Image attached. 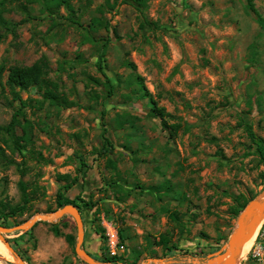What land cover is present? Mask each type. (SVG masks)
Segmentation results:
<instances>
[{
  "label": "rangeland",
  "instance_id": "rangeland-1",
  "mask_svg": "<svg viewBox=\"0 0 264 264\" xmlns=\"http://www.w3.org/2000/svg\"><path fill=\"white\" fill-rule=\"evenodd\" d=\"M21 3L28 2H5L2 16L17 24L0 39V64L45 58L48 76L76 103L58 106L34 89L19 92L32 101L23 106L15 137L0 132V222L10 226L52 211L60 192L80 206L83 245L97 257L118 255L111 264H145L150 257L185 264L221 249L238 201L264 192V164L243 127L264 138V26L256 21L264 18V0H252L256 13L248 0H146V7L71 0L79 26L66 19L63 5L49 26L39 2L28 4L32 17ZM88 30L96 42L84 40ZM100 42L113 86L105 98L103 86L87 77L104 79L94 64ZM134 71L170 112L164 123L137 91ZM18 105L0 87V125ZM102 134L111 148L99 155ZM74 176L77 183L64 190ZM21 203V211L3 219ZM75 233L65 214L4 236L25 264H88L76 255ZM3 256L0 264H17Z\"/></svg>",
  "mask_w": 264,
  "mask_h": 264
},
{
  "label": "trees",
  "instance_id": "trees-1",
  "mask_svg": "<svg viewBox=\"0 0 264 264\" xmlns=\"http://www.w3.org/2000/svg\"><path fill=\"white\" fill-rule=\"evenodd\" d=\"M134 1L140 7H146V0H134ZM5 2L6 0H0V27L4 31L3 33L0 32V39L4 37L5 35L4 33H7L9 31L14 32L15 24H17L16 21H13L11 19H6L2 16V12H4L6 8ZM27 2H28L27 4L21 3L22 4L21 6L23 7V9L26 8V12H28L27 16H31L29 13L30 9H28L29 8L28 4L39 2L40 10L42 12H45L46 16H49V20H50L49 26H51L52 24L53 25L55 24L56 20L54 17L57 16V9L59 8L60 5H63L66 8V19L70 23L76 26L80 25V21L78 20V18L74 17V7H73V4L71 3V0H27ZM247 9L252 11L253 13L257 12L256 7H254L252 3V0H248ZM256 21L260 25L264 26L263 17L256 15ZM146 23L153 27L156 26V23L153 20H146ZM97 24H102V26L105 27L107 22L104 21L101 23L97 21ZM87 26L92 28L94 26V21L90 20ZM84 40H90L92 42L97 41L95 36L92 33H90L89 30L87 31V34ZM105 46H106V42H100V44H98L97 47L94 48L96 52L95 53L96 60L94 61V64L97 66V69L101 72L104 79L100 80L99 77L87 73L88 80L98 82L103 86L104 95L102 98L108 97L111 94L112 88H113L111 82L109 81L110 79L107 76V74L104 72L103 66L101 64V60H102V57L105 51ZM250 46H253V44H251ZM79 55L81 56V54H77V57ZM82 59L83 57L77 59L76 62H79V60H82ZM128 63L132 65V68L135 70V65L131 61H128ZM61 68H64V65L60 64V69ZM132 75H133V78H135V83L137 85V91L140 92L142 97L147 98L149 107L152 110L153 114H155L156 116L160 118L161 123H164L165 122L164 116L170 115V112L167 111L163 105L161 106L157 105L156 101L151 97L150 93L147 92L145 86L143 85L142 76L137 74L135 71ZM84 84L86 85V82ZM0 87L6 88L7 92L11 94L12 100L15 99L19 101V105L16 106L15 109L13 110V113H11V116L9 117L8 122L4 125H0V132H5L6 134L12 137H15L14 136V126L20 122V118L23 116V113H24L23 106H25V104H28L29 101H32L30 97L21 98L20 93H19L21 90H28L29 88L34 89L42 96L43 99L47 97L48 101L58 106L70 107V106L75 105L76 103L75 101L68 99L65 93L62 90L58 89V84L56 80L48 76L47 61L43 57L36 59L31 64L30 63L29 64H10L9 67H6L0 64ZM88 92L89 94L91 93L90 91ZM91 95L95 96L92 93ZM243 127L245 129L246 134L250 137L252 142L256 144L255 149L257 151L259 159L263 161V164H264V138L262 136L254 134L249 124L244 123ZM101 136H103V134ZM109 148H111V142L106 136H103L102 148L100 150L99 149L96 150L95 152L96 154L102 155V154L107 153ZM77 158L78 160H80L79 163H81L84 166L87 165V161L84 158H82L80 155H78ZM111 164H112L111 167H114V164L113 163ZM63 176L66 179L70 177V175L67 173L66 174L63 173ZM82 178L83 176H81V179ZM78 180H79L78 176L72 177L70 181L66 182L65 184H62L63 189L64 190L68 189L71 185L76 184ZM262 183L264 186V177H263ZM20 185H21L22 196H23V199L25 200L26 193L24 190L23 181L20 182ZM75 199L78 200L79 202L81 201L82 206L84 207L87 206V201L82 196H79V194L75 196ZM69 203L76 205L75 202L64 200L63 197L61 196V193L58 192V194L56 195V206H61L62 204L64 205V204H69ZM245 203H246V200H243L241 202L238 201L237 203L238 206L234 209L235 213H239L240 210L244 207ZM23 207L24 206L22 203L12 205V207H10V210L7 213L2 214L3 219L8 218L11 214L13 215L16 212L21 211ZM78 208L80 210V206H78ZM0 224L4 225L2 222H0ZM51 230L54 234H59V230L55 225L51 226ZM64 238L67 242L73 243L72 237L70 234H66ZM162 240H164L163 237H162ZM9 243L14 247V244L12 242H9ZM94 257L99 261H106V262H111V263L120 259L118 255L97 257L96 254H94Z\"/></svg>",
  "mask_w": 264,
  "mask_h": 264
},
{
  "label": "water",
  "instance_id": "water-1",
  "mask_svg": "<svg viewBox=\"0 0 264 264\" xmlns=\"http://www.w3.org/2000/svg\"><path fill=\"white\" fill-rule=\"evenodd\" d=\"M69 214L74 221L76 236L74 250L78 257L83 258L88 264H111L110 262L98 261L92 252L86 249L83 245V222L82 214L78 206L74 204H62L56 207L52 211L38 213L33 215L30 219H25L19 223H15L10 226H4L0 224V242L9 250V252L15 258L17 264H25L23 259L19 256V253L14 247L7 242L4 235L9 234L13 230H26L29 229L37 220H55L62 215ZM264 218V192L255 195V197L249 199L244 207L237 215L236 222H234L227 238L218 251L209 253L204 258H193L190 262L185 264H237L242 256V249L247 240L251 237L255 226ZM150 261L154 264H175L164 261L161 257H150L146 259V263ZM121 264V262H118Z\"/></svg>",
  "mask_w": 264,
  "mask_h": 264
},
{
  "label": "built area",
  "instance_id": "built-area-1",
  "mask_svg": "<svg viewBox=\"0 0 264 264\" xmlns=\"http://www.w3.org/2000/svg\"><path fill=\"white\" fill-rule=\"evenodd\" d=\"M258 226L249 249L237 264H264V218Z\"/></svg>",
  "mask_w": 264,
  "mask_h": 264
},
{
  "label": "bare ground",
  "instance_id": "bare-ground-1",
  "mask_svg": "<svg viewBox=\"0 0 264 264\" xmlns=\"http://www.w3.org/2000/svg\"><path fill=\"white\" fill-rule=\"evenodd\" d=\"M257 225H258V223L256 224L255 229H254V231H253L251 237L247 240L246 244L244 245V247H243V249H242V253H244V252L248 249V247L251 245V242H252L251 239H252V237H253V235H254V233H255V230H256ZM0 253L5 254V256H3V257H5V258H8L7 255H9L11 258H14L13 255H12V254L9 252V250L3 245L2 242H0Z\"/></svg>",
  "mask_w": 264,
  "mask_h": 264
},
{
  "label": "flooded vegetation",
  "instance_id": "flooded-vegetation-1",
  "mask_svg": "<svg viewBox=\"0 0 264 264\" xmlns=\"http://www.w3.org/2000/svg\"><path fill=\"white\" fill-rule=\"evenodd\" d=\"M85 247V246H84ZM86 248V247H85ZM87 249V248H86ZM91 252V251H90Z\"/></svg>",
  "mask_w": 264,
  "mask_h": 264
}]
</instances>
